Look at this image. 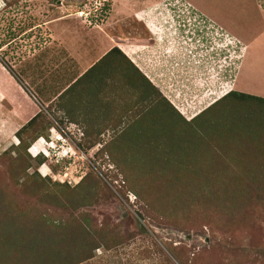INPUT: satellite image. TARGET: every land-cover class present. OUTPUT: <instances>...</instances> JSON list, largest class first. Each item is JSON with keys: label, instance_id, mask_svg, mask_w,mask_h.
<instances>
[{"label": "rangeland", "instance_id": "374dc122", "mask_svg": "<svg viewBox=\"0 0 264 264\" xmlns=\"http://www.w3.org/2000/svg\"><path fill=\"white\" fill-rule=\"evenodd\" d=\"M0 90V264H264V0H0Z\"/></svg>", "mask_w": 264, "mask_h": 264}, {"label": "crops", "instance_id": "0c3cea01", "mask_svg": "<svg viewBox=\"0 0 264 264\" xmlns=\"http://www.w3.org/2000/svg\"><path fill=\"white\" fill-rule=\"evenodd\" d=\"M158 8V7H157ZM146 10V11H145ZM171 11H173V8H172V10H170V12L169 11H167L166 12V10H163V11H161L160 13L158 12V15H163V17L165 18L164 19V21L165 22H167L168 24H169V26H166L167 27V29L166 30H168V33L171 35V34H175L176 36H175V38H177V39H179V44H181L182 43V41L180 40L181 39V37L183 38V39H189V40H194L192 37V35H193V31H192V29H187V27L184 25H181L180 24V21H177L178 20V16L177 15H180V14H176V13H171ZM184 11L185 12H189V9H187V8H185L184 9ZM164 13H166L167 14V16H164L165 14ZM141 14V15H140ZM139 14V16H145L147 19H148V21H147V26H148V29L152 32V33H157L158 31H160V30H162L163 31V29L162 28H160L161 26H159V25H157L156 24V18H155V15H156V11L154 10V8L151 10V9H149V10H147V9H144L141 13ZM184 14V13H183ZM175 17H176V20H175ZM167 19V20H166ZM189 21H190V18L188 19ZM202 20H205V19H202ZM149 21H151V23L152 24H150L149 25ZM225 24H226V22L225 21H223ZM210 25V23H205V27L210 31V33L212 32V28H211V26H209ZM152 26V27H151ZM194 28V27H193ZM165 30V31H166ZM164 32V31H163ZM188 33H190V34H192V35H190V34H188ZM179 34V35H178ZM156 36V35H155ZM103 37V39H101V44L102 45H104L103 47L104 48H106L108 45H110L111 44V42H110V40H107V38H106V36H102ZM76 38V37H75ZM74 38V41H73V39H72V44L70 45V48L73 50V53L74 54H76L77 56H78V62H79V64L80 65H82V67H86L85 68V71L84 72H82L81 73V75L79 76V79L81 78V77H83V76H85L88 72H89V70L90 69H92L95 65H85V63H90L91 62V60L94 58V54H93V52H92V54L93 55H90V51L86 48V47H84L85 49H83V51H82V46L81 45H79V46H77V38L75 39ZM158 38V37H157ZM160 38H161V36H160ZM74 42H75V44L76 45H74ZM185 42H186V40H185ZM168 43H171L170 42V40H168ZM119 47V46H118ZM126 47H129V45L127 44V46ZM81 48V51L79 50ZM120 48V47H119ZM130 48V47H129ZM99 49V50H98ZM131 50H132V53H131V55H128L129 57H130V59L133 61V62H135V60H134V57H133V52H134V49L133 48H130ZM101 50H104L103 48H102V46H98V43H97V51L96 52H99V51H101ZM122 51H123V49H122ZM81 52H84L83 54H81ZM124 52V51H123ZM199 52V51H198ZM259 52H260V50L259 51H257L256 50V52L254 53V54H250V53H252V51H250L249 53H247V55H246V57H245V60H246V63H244V64H242V66H241V69H240V72H239V76H238V79H237V85H239V87L241 88V89H244V91L245 90H248V88H249V80H248V77H247V79H245V77H244V75L247 73V74H249L250 73V71L252 72V69L250 68L252 65V63L254 62L253 61V56H257V53L259 54ZM246 54V53H245ZM249 54V55H248ZM97 55H98V53H97ZM252 55V56H251ZM93 56V57H92ZM99 56V55H98ZM249 56L251 57V63H250V61H248V58H249ZM102 56H99L98 57V62L99 61H101L103 58H101ZM105 57V56H104ZM101 58V59H100ZM97 62V61H96ZM244 70V75H241V72ZM91 78V77H90ZM90 78L88 79V80H90ZM78 78L77 79H75L74 81H73V83L74 82H77L78 80H79ZM71 85H69L67 88H69ZM1 91V90H0ZM26 96V95H25ZM102 96H104V95H102ZM27 97H28V95H27ZM29 98V97H28ZM55 99H57V98H55L54 97V99H53V101L55 100ZM30 100L31 101H33L31 98H30ZM35 101V100H34ZM36 101H38L37 103H35L34 102V104H35V106H38V103H41V99H40V96L38 97V99L36 100ZM26 102H28V101H26ZM23 109H24V107H23ZM28 110V109H27ZM38 112V111H37ZM22 112H20V115H21V117L22 118H24V115H26V114H21ZM36 114V113H35ZM34 117V116H33ZM32 118V117H31ZM11 120V119H10Z\"/></svg>", "mask_w": 264, "mask_h": 264}, {"label": "trees", "instance_id": "16d2710c", "mask_svg": "<svg viewBox=\"0 0 264 264\" xmlns=\"http://www.w3.org/2000/svg\"><path fill=\"white\" fill-rule=\"evenodd\" d=\"M114 50H117L118 52H120L121 54H123V52L120 50V49H118L117 47L115 48V49H113V51ZM112 52V51H111ZM110 52V53H111ZM124 57L126 58V59H128V62L133 66V67H135V70L138 72V73H140V75L141 76H143V77H145V74L142 72V71H140V69L133 63V61L130 59V58H127V56L124 54ZM126 75H128V73L126 74ZM146 78V77H145ZM232 93L233 94H237L238 96H240V97H245V98H249V99H258V100H261V101H264V97H262V96H257V95H253V94H246V93H243V92H235V91H232ZM40 115V114H39ZM39 115H37V116H35V117H33V119H31L26 125H24L19 131H18V136L21 138V141H22V137H21V132L22 131H25L28 127H30V126H32V124L34 123V121H35V119L39 116ZM21 143V142H20Z\"/></svg>", "mask_w": 264, "mask_h": 264}, {"label": "built area", "instance_id": "2783aa9c", "mask_svg": "<svg viewBox=\"0 0 264 264\" xmlns=\"http://www.w3.org/2000/svg\"><path fill=\"white\" fill-rule=\"evenodd\" d=\"M79 12V11H78ZM81 13H82V15L81 16H84V13H85V11L84 10H82L81 11ZM90 15H91V13H90Z\"/></svg>", "mask_w": 264, "mask_h": 264}, {"label": "bare ground", "instance_id": "6f19581e", "mask_svg": "<svg viewBox=\"0 0 264 264\" xmlns=\"http://www.w3.org/2000/svg\"><path fill=\"white\" fill-rule=\"evenodd\" d=\"M40 143H41V142H40ZM36 148H38V146L35 145V146L33 147V150L36 149ZM39 148H40V147H39Z\"/></svg>", "mask_w": 264, "mask_h": 264}, {"label": "water", "instance_id": "95a60500", "mask_svg": "<svg viewBox=\"0 0 264 264\" xmlns=\"http://www.w3.org/2000/svg\"><path fill=\"white\" fill-rule=\"evenodd\" d=\"M142 216V215H141ZM143 217V216H142Z\"/></svg>", "mask_w": 264, "mask_h": 264}]
</instances>
